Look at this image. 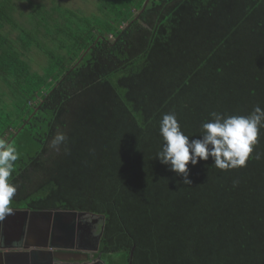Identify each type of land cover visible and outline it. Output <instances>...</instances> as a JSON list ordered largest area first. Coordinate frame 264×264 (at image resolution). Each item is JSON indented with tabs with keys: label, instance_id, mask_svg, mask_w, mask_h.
<instances>
[{
	"label": "trees",
	"instance_id": "1",
	"mask_svg": "<svg viewBox=\"0 0 264 264\" xmlns=\"http://www.w3.org/2000/svg\"><path fill=\"white\" fill-rule=\"evenodd\" d=\"M92 2L0 0L9 207L103 216L104 264L134 244L132 264H264V128L246 167L198 159L190 185L156 157L164 114L191 141L211 112L264 109V0H149L138 18L145 0Z\"/></svg>",
	"mask_w": 264,
	"mask_h": 264
},
{
	"label": "clouds",
	"instance_id": "2",
	"mask_svg": "<svg viewBox=\"0 0 264 264\" xmlns=\"http://www.w3.org/2000/svg\"><path fill=\"white\" fill-rule=\"evenodd\" d=\"M210 116L212 119L201 125V138L191 141L181 131L174 113L164 114L159 123L162 147L156 157L170 171L182 176L184 184H191L188 164L196 165L198 159L207 160L211 156L213 166L224 171L246 167L258 143L260 129L264 128V109L258 105L247 116H225L217 112H211ZM66 142L67 136L57 132L50 141V147L59 152ZM254 158L260 159V154ZM18 159L14 144L0 138V221L13 211L9 205L17 189L10 183V177Z\"/></svg>",
	"mask_w": 264,
	"mask_h": 264
},
{
	"label": "flooded vegetation",
	"instance_id": "3",
	"mask_svg": "<svg viewBox=\"0 0 264 264\" xmlns=\"http://www.w3.org/2000/svg\"><path fill=\"white\" fill-rule=\"evenodd\" d=\"M15 209V208H13ZM20 209H26V208H20ZM28 212L34 209H26ZM42 210H56V209H42ZM53 216L52 218H54ZM28 223H21V221L18 219V215L11 214L6 216V218L3 221H0V238L6 239H26L27 242H24L21 245V249H25L24 246L30 247V256L35 257L34 262L35 264H48L52 259L54 258H61V259H67L68 264H89L90 262H95L97 259L98 253L89 254L87 257L85 256V252L83 250H76L78 247L79 249H82L81 246H84L86 249L93 246L91 244L90 239L94 238L96 235H94V231H96L97 227H99V221L96 217L91 216H81V217H57L56 227L58 228V231L62 232L58 235L62 242L64 244L67 243L68 246H74L75 249L72 251H80L81 253H60L55 254L51 252V248H49V243L51 242L52 236L54 237L53 233V222L51 219H48L47 217H41V216H33L30 213L27 217ZM59 219V220H58ZM101 229V225H100ZM100 232V231H99ZM56 234V233H55ZM33 238L35 241L30 239ZM67 238L71 240L72 243L67 241ZM89 239V241H88ZM5 241V240H4ZM0 242V246L2 245H11L8 242ZM60 242V244H62ZM54 251V250H52ZM88 252V251H87ZM28 256V255H27ZM101 256V255H100ZM8 264H12L11 257L8 256Z\"/></svg>",
	"mask_w": 264,
	"mask_h": 264
},
{
	"label": "water",
	"instance_id": "4",
	"mask_svg": "<svg viewBox=\"0 0 264 264\" xmlns=\"http://www.w3.org/2000/svg\"><path fill=\"white\" fill-rule=\"evenodd\" d=\"M148 3H149V0H145L142 9L138 12V14L136 15L135 18H138L139 17V14L142 13L145 10V8H146V6H147ZM84 55H85V53L80 58V60L77 62V64L82 60V58L84 57ZM21 128H19L16 131L15 135L21 130ZM11 209L13 210L12 211V214L18 215V219L21 221L22 224L23 223L24 224L25 223H28L27 222V219L25 217H27L29 213L31 215H33V216H41V217H47L48 219H51V221L53 222V228L55 227L53 229V232H55L56 234L53 233L54 237L52 236L51 242L48 245H49V248H51L52 250H54V251L51 250V252L52 253H55V254H60V253H65V254L66 253H81L80 251L79 252L78 251H75V250L72 251L73 249H75L74 246H71V245L68 246L67 243L64 244V242H66V241L62 242L64 239L61 240V238L58 237V235L61 234L62 232L58 231V228L56 227L57 217H59L61 219V217H65V218L71 217V218H73V217H76V216H78V217H81V216H91V217H96L98 220L101 221V223L104 222V217L103 216H98L96 214H92V213H88V212H84V211H72V210L56 209V210H31L30 212H28V210H26V209H13V208H11ZM53 216H55V217L52 218ZM102 230H103V225L101 224V229H100V232L98 233V235L95 236L94 238H91L90 239L91 244H93V246H91L88 249H86L84 246H81L82 249H79L77 247L76 250H83V252L86 253L85 254L86 257L90 253L91 254L98 253V251H99V242H100V239H101V236H102ZM72 239L69 238V240H70L69 241L68 238H67V241H69L70 243H72L71 242ZM26 240H27V238L26 239H21L20 238V239H16V240L13 239L11 245H9V246H6V245L0 246L1 264H8V261H7L8 256L11 257L12 264L14 262L13 261L14 259H15V261H17V260H23L24 259L23 261H25V262H23V263L27 264L28 263V256L27 255L31 253L30 251H28L30 249H28L26 252L25 251H18V252H22L21 254H24V256L23 255H19L17 253V251H15V249H12V247H17V248L20 249L21 248V245L24 242H27ZM1 241L6 242V239H4V238L1 239L0 238V242ZM88 241H89V239H88ZM60 242H62V244H60ZM8 248H11L12 249L10 251L11 252L10 253L11 255H9L8 253H5L4 250H3V249H8ZM24 248H27V246H24ZM134 249H135V244L133 245V247L131 249V252H130V261H129V264H132V258H133ZM100 255L101 254H98L97 259L95 260V262H90L89 264H104V262L100 259ZM18 257H22V259L21 258H18ZM68 263L69 262H68L67 259H61V258L57 257V258L52 259V261H50L48 264H68ZM14 264H16V263H14ZM43 264H45V263H43Z\"/></svg>",
	"mask_w": 264,
	"mask_h": 264
},
{
	"label": "rangeland",
	"instance_id": "5",
	"mask_svg": "<svg viewBox=\"0 0 264 264\" xmlns=\"http://www.w3.org/2000/svg\"><path fill=\"white\" fill-rule=\"evenodd\" d=\"M33 1H39V0H33ZM49 1V0H47ZM58 4H61L63 6H67L73 9H78L80 12H84L85 14H91L94 11V5L92 0H54ZM18 9H24L25 8V2H18L17 3ZM32 58L34 60H40V55L37 53L32 55ZM100 225L101 221H99V227H97L96 231H94V235H98L100 231Z\"/></svg>",
	"mask_w": 264,
	"mask_h": 264
},
{
	"label": "crops",
	"instance_id": "6",
	"mask_svg": "<svg viewBox=\"0 0 264 264\" xmlns=\"http://www.w3.org/2000/svg\"><path fill=\"white\" fill-rule=\"evenodd\" d=\"M31 240H33V241H35V239H33V238H31L30 239V241ZM9 241V243L11 244L12 243V239H8L6 242H8ZM28 241V240H27ZM6 246H9V245H6ZM12 249H15V251H17V253L19 254V255H23L24 256V254H21L22 252H18V251H27L28 249H30V247H27V248H25V249H19V248H17V247H12ZM11 248H8V249H3L4 250V252L5 253H8L9 255H11L10 253V251L12 250ZM28 251H30V250H28ZM18 258H21L22 259V257H18ZM34 259H35V257H31L30 256V254H28V263L27 264H34L33 262H34ZM24 260V259H23ZM23 260H17V261H15V259L13 260L14 262H13V264L14 263H18V264H25V263H23V262H25V261H23ZM11 261H12V259H11ZM0 264H1V254H0Z\"/></svg>",
	"mask_w": 264,
	"mask_h": 264
}]
</instances>
